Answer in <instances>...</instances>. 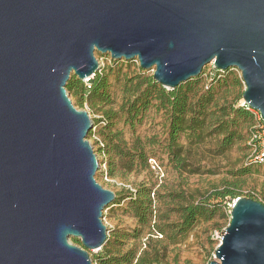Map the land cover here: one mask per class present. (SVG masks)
I'll return each mask as SVG.
<instances>
[{
    "label": "water",
    "instance_id": "1",
    "mask_svg": "<svg viewBox=\"0 0 264 264\" xmlns=\"http://www.w3.org/2000/svg\"><path fill=\"white\" fill-rule=\"evenodd\" d=\"M96 51L169 89L208 64L237 68L264 121V0H0V264H94L108 239L116 192L67 90L73 74L93 82ZM215 257L264 264L263 202L238 196Z\"/></svg>",
    "mask_w": 264,
    "mask_h": 264
},
{
    "label": "trees",
    "instance_id": "2",
    "mask_svg": "<svg viewBox=\"0 0 264 264\" xmlns=\"http://www.w3.org/2000/svg\"><path fill=\"white\" fill-rule=\"evenodd\" d=\"M213 68L216 72L231 71V68ZM204 70L199 76L169 89L156 81L153 74H146L141 69L139 73L126 78L123 85L125 99L118 109L114 108L113 85L109 73L98 71L92 83L79 79L75 74L71 76L67 90L74 104L81 108L88 105L90 109L101 112L104 117L102 121L105 126L99 131L102 139L99 151L105 156L108 168L102 172V176L105 173V177H117L138 169L152 168L150 159L155 157L150 156L147 146L155 143L153 138L143 140L136 136L130 145L124 138L123 131L116 128L123 121L135 132L137 125L152 108L165 112L168 119V137L164 147L171 165L181 172L188 170L191 165L181 143L184 135H191L197 142L208 136H216L218 154H225L245 139V123L252 124L251 136L257 121L252 108L246 103H221L219 93L228 83L220 74H215L210 83L205 82L202 78ZM92 135L93 129L89 132V136ZM250 165L232 170L230 174L234 180H225L222 187H215L204 199L196 200L191 195L180 200L174 208L178 215L177 221H157L156 199L152 195H158V191L147 183L137 184L134 190L123 188L116 191L112 204H119L128 198V209L138 219L139 226L132 232L118 230L113 239L108 237L100 249L102 253L97 254L95 260L100 264H165L167 245L179 243L198 223L211 220L222 211L223 203L241 196L240 186L236 183L250 173ZM145 228L152 229L148 232L150 236L145 242L146 248L141 249L136 243L124 252L111 250L110 246H122L129 237L139 239ZM153 231L166 238H152ZM73 242L83 245L78 238H73Z\"/></svg>",
    "mask_w": 264,
    "mask_h": 264
},
{
    "label": "rangeland",
    "instance_id": "3",
    "mask_svg": "<svg viewBox=\"0 0 264 264\" xmlns=\"http://www.w3.org/2000/svg\"><path fill=\"white\" fill-rule=\"evenodd\" d=\"M95 54L100 63L99 71L110 74L113 85L112 93L115 100L114 108L118 109L125 99L123 85L126 78L139 73L142 68L137 59H113L110 53L99 51H96ZM144 71L146 74H153V69ZM215 74L217 76L220 74L228 83L219 93L220 102L243 105L245 101L242 93L245 89V83L241 71L237 68H231L229 73L216 72L212 64H208L202 78L205 82L210 83ZM83 109L89 111L94 124L93 135L88 136V138L99 157L100 169L96 174L97 180L103 186L115 192L123 188L134 190V187L142 182L153 186L154 190L158 191V195H152L156 199L158 222L177 221L178 215L174 208L180 200L191 195L196 200L204 199L215 187H222L225 180H234V177L230 174L232 170L250 165L248 161L250 151L248 140L252 124L245 123L243 126L245 139L225 154L217 153L218 138L214 135L206 137L201 142H197L191 135H184L181 138V143L185 147L186 156L191 165L186 171H178L171 165L164 147L168 137V119L164 111L152 108L145 115L143 121L137 125L135 132L123 121L118 123L116 128L123 131L124 138L130 145H132L136 136L141 137L143 140L153 138L155 143L148 144L147 149L150 156L157 159L161 170L138 169L117 177L109 175L105 177V173L102 176V172L108 168L105 156L99 151L102 141L99 131L105 126V122L102 121L104 117L101 112L90 109L88 105ZM252 110L255 116L258 117L259 111L253 108ZM249 167L250 173L238 179L236 184L240 186L241 196L259 199L264 203V163L252 164ZM112 203L104 209L103 219L108 228V237L113 239L118 230L132 232L139 224L136 216L128 209V198L122 200L119 204ZM233 203L234 200L223 203V210L213 219L201 221L179 243L167 245L165 264H209L211 260L215 259V250L219 244L217 236L225 232L230 223ZM151 230L145 228L139 239L129 237L122 246H110V248L112 251L124 252L137 243L141 249H144L146 248L145 242L150 236L148 232ZM152 238L165 239L166 237L156 235L154 232ZM101 253L100 250H90L94 264H100L99 261L95 260V256Z\"/></svg>",
    "mask_w": 264,
    "mask_h": 264
},
{
    "label": "built area",
    "instance_id": "4",
    "mask_svg": "<svg viewBox=\"0 0 264 264\" xmlns=\"http://www.w3.org/2000/svg\"><path fill=\"white\" fill-rule=\"evenodd\" d=\"M256 118H257L256 124L253 127L251 136L248 141L250 147L248 161L249 163H264V121L262 120L260 113H258V117ZM150 164L152 169L161 170V167L157 162V159L151 158ZM223 233L217 236L219 238V244L221 243Z\"/></svg>",
    "mask_w": 264,
    "mask_h": 264
}]
</instances>
